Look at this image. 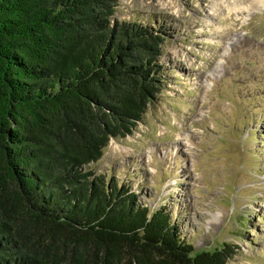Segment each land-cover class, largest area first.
Here are the masks:
<instances>
[{
  "label": "trees",
  "instance_id": "obj_1",
  "mask_svg": "<svg viewBox=\"0 0 264 264\" xmlns=\"http://www.w3.org/2000/svg\"><path fill=\"white\" fill-rule=\"evenodd\" d=\"M116 0H0V264H226L89 165L164 88V32Z\"/></svg>",
  "mask_w": 264,
  "mask_h": 264
},
{
  "label": "rangeland",
  "instance_id": "obj_2",
  "mask_svg": "<svg viewBox=\"0 0 264 264\" xmlns=\"http://www.w3.org/2000/svg\"><path fill=\"white\" fill-rule=\"evenodd\" d=\"M165 34L164 88L89 165L163 208L196 251L264 264V0H116Z\"/></svg>",
  "mask_w": 264,
  "mask_h": 264
}]
</instances>
